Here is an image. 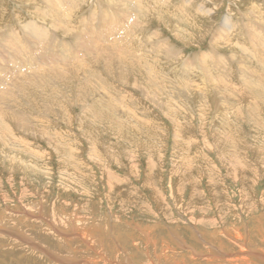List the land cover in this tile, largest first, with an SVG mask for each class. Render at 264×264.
Masks as SVG:
<instances>
[{"label":"rangeland","instance_id":"1","mask_svg":"<svg viewBox=\"0 0 264 264\" xmlns=\"http://www.w3.org/2000/svg\"><path fill=\"white\" fill-rule=\"evenodd\" d=\"M203 1L213 16L208 34V20L201 14L192 24L191 11L183 12L182 0H167L166 12L150 11L149 0H138L147 6L142 11L145 19L151 20L139 21L143 25L136 30L144 32L133 39L143 46L147 35L156 33L177 53L176 60L167 59L171 66L164 64V56L156 63L166 69L159 73L177 71L171 70L165 87L151 93V102L139 96L146 90L140 76L131 72L124 79L111 68L101 78L117 99L112 107L116 111L104 109L107 113L97 112L95 118L84 113L97 100L76 97L79 85L74 83L69 94L62 89L70 99L45 102L53 110L41 112L45 117L39 124L12 131L10 140L0 126V264H264V81L258 76L264 69L255 73L262 61L252 58L255 51L242 54L239 46H250L235 41L236 28L246 30L244 24L257 20L254 12L262 14L264 0ZM37 2L0 0V31L24 35V27L35 21L26 5L35 3L43 10ZM103 4L104 0H81L76 15L68 19L70 34L89 35L105 18L112 26V12ZM175 5L180 8L176 12ZM37 22L52 35L47 42L55 51L48 52L76 51L62 50L70 41L63 42V35ZM222 26L230 44L219 41L214 48L209 45L211 35ZM201 32L206 35L203 41L197 36ZM101 44L96 43L99 51ZM32 49L27 51L37 54ZM145 49L135 55L143 56ZM203 54L221 57L220 65L216 61L213 67L210 60L197 63L196 57ZM184 72L189 88L176 79H186ZM247 73L252 80H243ZM204 76L214 80L212 85L203 83ZM12 115L22 118L4 107L1 122ZM143 121L149 125L140 126Z\"/></svg>","mask_w":264,"mask_h":264},{"label":"bare ground","instance_id":"2","mask_svg":"<svg viewBox=\"0 0 264 264\" xmlns=\"http://www.w3.org/2000/svg\"><path fill=\"white\" fill-rule=\"evenodd\" d=\"M80 1L81 0H78V1L77 0H75V1H72V0H70V1H68V0H38L37 3L41 4L43 10H41L40 7H39L40 9L36 8V6H39V5H36L35 3H33V6H31L30 3H28V5H26V8H29L30 10H32L30 15H31V18L35 19V21L33 22L34 25L28 26V24H27L28 27L27 26L24 27V35H15L14 32L12 34H10L7 31H4L2 33L0 31V110H2L5 107L6 111L9 110L11 113L19 115V116L22 115V118H23V120H22L21 117L16 118V117H13V115H12V118H10V116H9V118H7V120H5V118L4 119L2 118L4 123L1 122V119H0V126H2V129L4 127L5 128L4 131L6 130L9 132V134H8L9 140L11 139V136H13L11 134L12 131L13 132L14 131H25L28 129V126L32 125L33 123L39 124L40 122L38 120L40 118L42 120V118L45 117V114L42 115L41 112H48L49 113L50 110H53V108H52L53 105L45 103V102H48L49 99L61 98V97L66 98V99H70L69 98L70 95H67L65 93L66 92H68V94L70 93V88H72V87H70L71 84L77 83L79 85V91L75 94L76 97H85L89 100H95V99L97 100L96 103L91 104V105L87 106V108H85V110H87V111L83 110L84 113H86V114L89 113V115H91L93 118H95L96 117L95 114H97V112L101 113L100 111H102L104 109H106V110L113 109L112 107H114V105H113L114 101L117 102L116 97H115L116 100L112 99L113 97L111 94V88L109 87L108 84H104L103 79L101 78V75H106L108 73L109 69H111V68L116 69L117 76L119 75L124 79L128 78L131 75V72H134L138 76H140L141 80H142V84L146 88V90L141 92L139 96L142 98V100L145 99L147 101V99H148L150 102H151V96H150L151 93L153 91L158 92L162 88H164L165 87L164 84L167 81L168 74L170 75L172 73L171 70H176L175 68H171L169 73H165V72H160L161 74L159 73V70L160 71L166 70L165 68L164 69H162L161 67L158 68V66L156 65V63L159 61V59L162 60L161 57L164 56V64L166 66L167 65L171 66L172 64L170 65L169 63H167V59L170 58L171 62L173 60H176L177 59V53L173 51L174 49L171 48V46L165 40L164 41L166 43L161 42L162 41L161 38L159 36H157L156 33H152V34L147 35L148 41H147V44L143 45L144 48H146L145 49L146 51L145 50L143 51V54H142L143 56L138 57L137 55H135L136 51L142 52L143 46L141 45L142 43L140 44L139 42H136V40L133 38L136 37L135 35H140V34H143V32H144L143 31L142 33H140V31L136 30V27H137V25H143L142 24L143 22L140 23L139 21L151 20V18L145 19V14H143L142 11L146 10L147 6H144V4L142 2L138 3V0H104V4H103L105 6L104 8H106L107 11L112 12V15L110 14L112 16V18L114 19L112 26H108L105 23V20H106V18H105L103 20L102 25H100V27L98 29H94V27H92V29L89 31V35L84 33L82 36V34L78 35L77 32H74L73 35H71L70 33L73 32V29H72V26L70 27V23H69L68 19H71V16L74 13L76 15V13L78 12V4ZM149 1H150L149 4L153 5V6L152 5L150 6L152 8L150 11H153L155 9L157 11L166 12V10H164L163 8L165 7L167 0H149ZM208 1L211 3L215 2V0H208ZM182 2H183V4H182L183 6H184V2L187 4L184 8H183V6H181L183 12L187 14V12H185L184 9L185 10L188 9L191 11V14H189V17L191 18L190 20H191L192 24L199 17H201V14L203 15L204 18H206L208 20L207 26L204 23V27L206 26V28H207L206 34H208L207 32L209 30H211V24L213 21V16L211 15L212 10L207 8V6L205 5V2L203 0L201 1V3H203V5L201 4V6H199V5L197 6V3L195 0H184V1L182 0ZM197 2H200V1H197ZM100 3H101V1H100ZM175 6L176 7H173V9L176 8L174 10L176 12V10L180 9V8H177V5H175ZM169 7H170V5H169ZM254 7L255 6H252L248 9V10H251L249 12L250 14L254 12V10H253ZM44 8L46 9V11ZM147 10L149 12V8ZM263 12H262V14H261V12L259 13V11L254 12L255 16L257 15L258 18L256 20L255 17H253V19H255V21L252 24L251 23L250 24L249 23L244 24V28L246 30H242L241 27H240V29L238 27L236 28V29H238V35H237V38L235 39V41L238 40L239 44L243 43V44H247L250 46L247 49L239 46V49L241 50L242 54L246 55L247 52L249 54H251L250 51H255L256 57L252 56V58L254 60L256 59L258 61H262L260 67L253 69L255 71V73H258L260 70L264 69V13ZM173 13L174 12H171V14H173ZM213 15H215V14H213ZM104 16L109 17L108 15H104ZM76 17H74V18H76ZM2 18L3 17H0V21L3 20ZM157 19H158V17H157ZM72 20L74 21L75 19H72ZM37 21L43 22L45 25L47 24V26L51 27L54 32H57V34L63 35V37H62L63 42H65L66 40L70 41V42L67 41V42H69L68 44H65L66 42L61 43L63 45L65 44L64 46H62V50H68L69 48H71V50H76V51L71 53V55L69 52H68L69 54L65 53V51L62 52L61 55H58L54 52H48V50H51L50 47L52 45L54 46L53 43L52 44L49 43L50 39H51L50 37H52V35L50 36V34H48L41 27H38L36 25L38 23ZM226 21H228V20H226ZM248 21H249V19H248ZM84 22H83V24H84ZM231 22H233V21H231ZM86 24H88V23H86ZM75 25H77V24H75ZM83 26H85V25H83ZM93 26H95V25H93ZM222 28L224 29V27L222 26L221 28L217 29L213 35H211L212 39H210L211 40V44H209L210 46H213L215 48L217 46V44H216L217 42H219V41L224 42V40H228L230 35L228 34L229 37L226 38L225 32H223V31L221 32ZM74 31H76V30H74ZM225 31H227V28H225ZM203 32H205V30ZM203 32L197 34V36L200 38L199 40H201V41H203V39H205V37H206L205 33H203ZM51 33H53V32H51ZM171 34L175 38H177V36H178L177 34H175V30H172ZM233 35H234V33H233ZM231 36H232V34H231ZM216 37H217V39H216ZM219 37L222 40L219 39ZM156 38H158V40H155ZM39 40H40V42H39ZM47 40H49V42H47ZM55 40L56 39H54L53 41H55ZM141 40H144V39L141 38ZM230 40H232V38ZM101 41L103 44H101L102 48L100 49V51H102V52H100L98 49L99 44H97L98 46L96 45L97 42H101ZM199 43H200V41H199ZM228 43H229V40L225 44H228ZM215 44H216V46H215ZM220 44H222V43H220ZM30 48H33L32 49L33 52L36 51L37 54H32L29 51ZM27 49H29V50L27 51ZM51 51H55L54 48H52ZM209 54H211V53H209ZM209 54L208 55L207 54L199 55L196 57L195 60L197 61V63H201V62L204 63V61H206V60H210V61H212V63L218 61V64H219V58H221V57L217 58L214 55L217 58L216 59L214 56L209 55ZM36 55H38V56H36ZM39 57H41V58H39ZM178 57H180V56H178ZM235 59H237V58H235ZM229 60H230V58H229ZM42 61H45V63L47 65L42 66V65H45V63ZM185 65L186 64H184V66ZM241 65H244V61H243V64H241ZM215 66H216V64L213 67H215ZM83 68L85 70H82ZM91 68L93 70H90ZM156 68H157V70H156ZM96 69L97 70L100 69L101 72L98 73L99 70L97 72H95ZM183 69H187V68H183ZM183 69H182V71H183ZM190 69H188V70H190ZM226 70H227V68H226ZM70 71H72V72H70ZM246 72L247 71H245L244 73H246ZM79 73H82V74L80 75ZM100 73H102V74H100ZM251 73H252V71H251ZM261 73L258 76H260L261 81H264V75ZM181 74H183L186 79H183L182 75L181 76L178 75L179 77L178 78L175 77V78L181 79V83H182V85H184V87H187V88L191 87V84L189 83L188 73L184 72ZM200 74L204 75L203 70H201ZM206 74H208V73H206ZM1 76H2V78H1ZM244 79H247L248 81L252 80V79H248V73L246 75L245 74L243 75V80ZM50 80H53V81H50ZM226 80H228V79H226ZM190 81H191V78H190ZM212 81H214V80L209 78V76L203 77V83H205V84L210 83V85H212V83H213ZM261 81H260V83H261ZM170 82L171 81H169L168 83H170ZM175 82H177V81L175 80ZM172 85H174V84L171 83V86ZM177 85L179 86V84H177ZM43 86H46L49 88H46V87L42 88ZM72 86H74V85H72ZM209 87H211V86H208V88ZM62 89H66V92H63ZM220 89L221 88H219V90ZM105 90H106V93L104 94ZM214 91H216V90H214ZM257 92L258 91H256V93ZM159 93L163 94L164 92L161 91ZM218 93H220V95L223 94L221 92H218ZM121 95H122V93L118 96H121ZM229 95H230V93H229ZM254 95H255V93H254ZM162 96H161V98H162ZM210 96H213V95H210ZM168 97H170V96L168 95ZM132 98L129 99L130 105H131V103H133ZM119 99H118V102H124L123 100H119ZM21 101L23 103L24 108L22 107V105L20 103ZM39 104H41V107H37V105H39ZM52 104H53V101H52ZM61 104H62V102H61ZM19 108H21V109H19ZM22 110L25 111L24 114H23ZM16 111H18L19 113H16ZM54 111H56L55 108H54ZM114 111H116V110H114ZM70 113H71V111H70ZM105 113H107V112L105 111ZM130 113L127 112L126 115H131ZM60 114H61V112H60ZM239 116H240V114H239ZM10 120L13 122V124L10 123L9 124L10 126H9V125H7V123H9ZM82 120H84V118ZM136 120L138 121V119H136ZM88 121L89 120H87V124H88ZM116 121L120 125L123 124V121L121 119H118ZM83 123H85V121ZM139 125L143 126V125H149V124H146L143 121V122H140ZM40 127L43 128L42 126H40ZM86 127L89 128L90 126H86ZM44 128H46V127H44ZM82 131H83V129H82ZM84 132L85 131H83V133ZM61 229H63V228H61ZM62 232L64 233V231H62ZM145 232H147V231H145ZM59 233H61V232L59 231ZM81 235H83V234H81ZM85 240H86V238H85ZM49 256L51 258V255H49ZM54 258L60 262V258H57L56 256ZM262 258L264 260V257H262ZM262 258H260V260H262ZM211 260H213V258ZM191 261H193V260H191ZM230 261H231V259H230ZM73 262L74 261L66 262V263L67 264H76L75 262L74 263ZM80 263H82V262H80ZM175 263H176V261H175ZM130 264H132V262ZM177 264H181V262H177Z\"/></svg>","mask_w":264,"mask_h":264}]
</instances>
